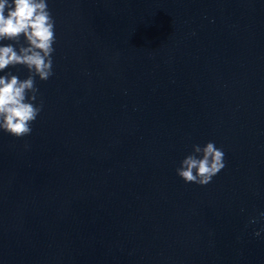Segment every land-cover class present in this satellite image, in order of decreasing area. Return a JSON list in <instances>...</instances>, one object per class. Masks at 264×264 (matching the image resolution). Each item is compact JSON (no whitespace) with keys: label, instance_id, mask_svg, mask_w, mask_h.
<instances>
[{"label":"water","instance_id":"obj_1","mask_svg":"<svg viewBox=\"0 0 264 264\" xmlns=\"http://www.w3.org/2000/svg\"><path fill=\"white\" fill-rule=\"evenodd\" d=\"M46 2L42 110L0 130V264H264V0ZM210 141L225 168L185 183Z\"/></svg>","mask_w":264,"mask_h":264},{"label":"clouds","instance_id":"obj_2","mask_svg":"<svg viewBox=\"0 0 264 264\" xmlns=\"http://www.w3.org/2000/svg\"><path fill=\"white\" fill-rule=\"evenodd\" d=\"M21 36L26 46L20 44ZM5 40L20 46L0 44V72L22 65L29 75L24 80L11 72L0 76V130L21 138L31 134L42 110V102L35 103L39 93L35 78L47 81L53 75L55 21L46 0H0V41ZM225 166L224 152L210 141L203 147L193 145L176 174L185 183L206 186Z\"/></svg>","mask_w":264,"mask_h":264}]
</instances>
